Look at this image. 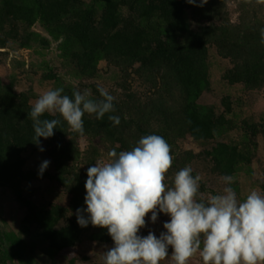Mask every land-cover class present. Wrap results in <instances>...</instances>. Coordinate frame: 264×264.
Masks as SVG:
<instances>
[{
	"label": "rangeland",
	"instance_id": "obj_1",
	"mask_svg": "<svg viewBox=\"0 0 264 264\" xmlns=\"http://www.w3.org/2000/svg\"><path fill=\"white\" fill-rule=\"evenodd\" d=\"M183 2L192 27L197 31L208 27L217 38L209 50L216 82L214 91L204 94L200 103L222 106L225 96L229 95L237 122L246 116L263 121L264 46L260 40L261 29H264V0H207L203 6H198L201 0H195L194 4ZM33 30L45 34L39 24ZM128 30L126 25H120L111 33L106 51L98 57L95 79H70L71 86L80 88L82 93L89 90L93 100L102 99L97 95L100 94L98 86L115 97L114 111L101 119L85 113L83 135L67 136L72 150L64 147V151L71 158L64 165L53 161V148L45 138L40 141L44 151L35 143L29 147L20 145L24 158L22 184H0V264H105V252L114 246L107 229L94 227L90 222L87 227L77 223V209L87 208V169L97 162H109L112 158L108 153L113 149L117 154L132 150L144 136H162L170 145L173 161L165 174L167 185L172 186L175 174L190 166L193 177H201L198 199L206 201L209 194H222L228 186L221 180L224 175L216 168L207 146L196 141L187 130L185 103L170 68L176 57V39L165 37L163 56L141 63L127 56L120 44ZM60 43L61 40L51 41L49 47L39 51L17 46H10L8 51L0 50V81L7 83L8 74L14 71L21 82L17 91L28 93L27 105H17L25 122L33 124L28 114L36 100L44 92L57 88L54 74L37 70L42 59L57 66L60 77L69 80L70 76L61 68ZM247 52L253 62L261 58L257 79L250 82L245 79ZM31 89L33 93H29ZM4 99L0 92V105L6 103ZM46 115L61 116L54 111L45 112L40 118L45 119ZM110 115L119 116L121 123L113 126L108 119ZM248 143L255 157L250 164H238L231 175L235 179L230 186L239 202L252 190L264 195V137L259 134ZM45 160L50 164L41 178L38 171ZM5 173L6 169L0 168V174ZM157 212L155 223L151 222V212L145 216V227L138 235L145 237L152 231L159 238L160 233L166 231L163 224L170 221V216L159 209ZM84 215L87 218L86 211ZM172 252L169 246V256L159 264H175ZM188 264H203V261L197 254Z\"/></svg>",
	"mask_w": 264,
	"mask_h": 264
},
{
	"label": "trees",
	"instance_id": "obj_2",
	"mask_svg": "<svg viewBox=\"0 0 264 264\" xmlns=\"http://www.w3.org/2000/svg\"><path fill=\"white\" fill-rule=\"evenodd\" d=\"M36 24L46 35L33 30ZM120 25L129 28L120 42L126 55L141 63L163 56L165 37L176 39V57L170 68L185 103L187 130L196 141L207 146L222 175H232L240 163L250 164L255 153L253 148L247 147V141L259 134L264 137V120L246 116L237 122L229 95L225 96L222 106L200 103L204 94L214 91L216 82L209 50L217 38L208 27L199 31L192 27L183 0H0V50L8 51L10 46L38 50L49 47L51 41L61 40L59 58L69 80L61 78L57 66L45 59L37 70L54 74L57 88H63L62 95L69 97L74 91L81 92L80 88L71 86L70 79L96 78L98 57L106 51L108 38ZM262 39L264 37L260 42ZM245 57V79L250 82L257 79L261 58L253 62L248 52ZM7 79V83L0 81V92L6 102L0 105V168L6 169L5 174H0V184L20 186L24 166L20 145L33 146L35 132L33 124L23 121L17 107L27 105V91H17L21 82L14 71ZM43 117L60 120L53 129L54 135L47 140L53 148L51 159L64 165L71 158L64 147L72 150L66 138L79 135L62 116ZM242 144L245 146L241 147Z\"/></svg>",
	"mask_w": 264,
	"mask_h": 264
},
{
	"label": "clouds",
	"instance_id": "obj_3",
	"mask_svg": "<svg viewBox=\"0 0 264 264\" xmlns=\"http://www.w3.org/2000/svg\"><path fill=\"white\" fill-rule=\"evenodd\" d=\"M187 2L194 4L195 0ZM205 3L201 0L198 6ZM63 91L44 92L28 114L35 132L33 143L40 151H44L40 138L52 137L60 124L58 119H41L45 112L57 111L74 132L83 135L85 113L101 119L114 111L115 97L103 87L98 86L99 100L91 99L87 89L74 91L72 97L62 95ZM108 119L113 126L121 123L119 116ZM108 156L112 158L109 162H97L87 169V208L77 209L79 226L87 227L90 222L105 228L114 241L105 252V264H159L169 256V246L175 264H188L197 254L203 264H264V195L252 190L239 202L230 186L235 178L224 175L221 180L228 186L222 194L198 199L201 177H193L190 166L175 174L172 186L167 185L165 174L173 156L167 141L156 134L142 137L130 151L117 154L113 149ZM49 164L48 160L41 163L39 177ZM157 209L170 216L163 224L166 231L159 238L152 231L141 237L138 233L145 227V216L151 212L155 223Z\"/></svg>",
	"mask_w": 264,
	"mask_h": 264
}]
</instances>
